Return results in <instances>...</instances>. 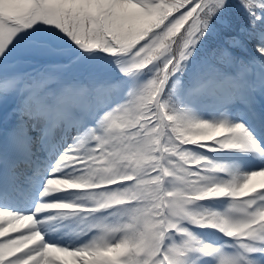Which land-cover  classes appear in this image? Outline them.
<instances>
[{"label":"snow or ice","instance_id":"obj_1","mask_svg":"<svg viewBox=\"0 0 264 264\" xmlns=\"http://www.w3.org/2000/svg\"><path fill=\"white\" fill-rule=\"evenodd\" d=\"M213 35L220 42L206 49ZM248 43L254 55L234 54ZM67 50H79L78 60L106 53L127 79L66 81L60 63L10 71ZM262 98L264 0H0V108L13 104L4 116L15 120L12 158L0 154V238L19 233L0 239V264H264V167L240 173L194 151L264 164V140L228 119L233 109L264 119ZM200 110L223 118L201 119ZM67 138L34 210L10 209L39 190V153ZM65 193L74 198L53 199ZM55 219L72 223L52 236Z\"/></svg>","mask_w":264,"mask_h":264},{"label":"rangeland","instance_id":"obj_2","mask_svg":"<svg viewBox=\"0 0 264 264\" xmlns=\"http://www.w3.org/2000/svg\"><path fill=\"white\" fill-rule=\"evenodd\" d=\"M53 57H61V59H63V60L65 59L64 55H61V56L60 55L59 56H48V57H40V56L26 57L25 59L30 61L28 64L16 65V66L12 67L10 69V71L15 73V74H19L17 72V68H19L21 66H26L27 68L32 67L33 68L32 71L39 70V68L42 67L39 64H40V62L43 59H50V58H53ZM104 57H106V56H98L97 55V56H95L92 59L85 58V59H82V60H86L89 63H92V64H94V65H96L98 67H100L102 65H107V66H110V67H115L116 66L113 63V58L105 59ZM15 58H16V53L14 51L13 55H12V57H10V59L14 60ZM74 61H77V57L74 59ZM68 71H71V69L68 68ZM126 79L127 78L124 77L123 75L119 76L118 83L121 82V81H124ZM119 91H120V89L118 87L114 88L113 89V94H118ZM11 105L12 104H9L7 109L0 108V116L2 117V119L5 122L4 123L5 127H7V130L5 132L3 131V133L0 135V154H3L5 159H7L8 154H9V150H8L7 143H6V136H7L8 132L11 130V128L14 126V124H15V120L14 119L5 118V116H4V113L6 111H11ZM260 108H261V110H264V107L261 104H260ZM236 113H242L243 114V119H239V120L235 121L234 123H245L246 126L249 127V129L252 130L257 137H259L262 140H264V119H260V120L254 119L251 115H249L247 113H244L242 111H237L236 109L232 110V114L228 117V119L231 120L234 117H236ZM196 114H197V116L199 118L204 119V120H208L210 122L213 121V120H219V119L223 118V117H220L219 115H215L210 110H200ZM65 144L66 143L61 142V144L59 145V148L61 146H64ZM42 156L43 157L46 156L45 155V151L43 152ZM226 165L232 171H236V172H240V173H245V168H249V169H251V171H253V170H258L260 167H264V164H262L260 161H258L252 155L246 154V153H243V157H241L239 159H235L232 163L226 164ZM257 183H259V179L257 180ZM42 190H43V183L40 184L39 190H37V188H36L37 198L35 199V203L39 202V191H42ZM72 198H74V197L68 196V197H63L61 200H63V199H72ZM203 207L208 208V209H213V208H210L209 206L204 205V204H203ZM226 207H227V205L223 206L221 208H215L213 210H223ZM55 229L56 228L54 226V223L51 221V227L48 229V231L51 232L52 236H56L58 234V232L55 231ZM197 261H198V258L193 257L190 260V264H198ZM211 264H214V263H211Z\"/></svg>","mask_w":264,"mask_h":264},{"label":"trees","instance_id":"obj_3","mask_svg":"<svg viewBox=\"0 0 264 264\" xmlns=\"http://www.w3.org/2000/svg\"><path fill=\"white\" fill-rule=\"evenodd\" d=\"M233 2H236V0H233ZM234 11L235 10L233 8H230L229 9V13H227L225 15H226V17H229L231 19V23H232V25L234 27H238L239 24H240V17H238V14H236L234 16L233 15ZM175 15H178V13H176ZM214 26H215L216 31L218 33H220L221 36H228V35H230V33L224 28V25H222L220 22H218V21L217 22H214ZM185 27H187V25ZM181 35H183V30L176 37V39L179 40V38H180ZM219 42H220L219 37L213 35V36H207V37H205V41L202 42V43L205 44V48L206 49H211V48H214ZM251 50H254V47L251 46V43H248L247 50L235 49L234 50V54H236V55H244V56L249 57V56H252L251 55ZM173 53L178 57V55H179V46L178 45H174L173 46ZM201 54H203V50H202V53ZM185 76H187V73L185 74ZM149 78H150V75H148V79Z\"/></svg>","mask_w":264,"mask_h":264},{"label":"bare ground","instance_id":"obj_4","mask_svg":"<svg viewBox=\"0 0 264 264\" xmlns=\"http://www.w3.org/2000/svg\"><path fill=\"white\" fill-rule=\"evenodd\" d=\"M239 119H243V114L242 113H236V117L231 119V121L235 122V121H237ZM72 142H73V140L71 138H67V143L64 146H61L60 148H58L57 151L50 152V169L48 167L47 175L49 174V172L51 171V169L53 168V166L55 165V163L59 159V155L62 154L64 148L67 147V144H71ZM253 171H255V170H253ZM249 172H251V169L245 168V173H249ZM18 235H19V233L15 234V235H11V236L5 238V240L11 238L12 236H18Z\"/></svg>","mask_w":264,"mask_h":264}]
</instances>
